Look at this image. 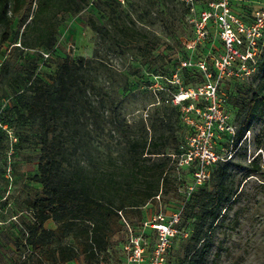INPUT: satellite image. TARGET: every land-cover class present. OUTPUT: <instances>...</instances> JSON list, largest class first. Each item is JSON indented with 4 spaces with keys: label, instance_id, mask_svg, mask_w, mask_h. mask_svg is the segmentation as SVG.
Here are the masks:
<instances>
[{
    "label": "rangeland",
    "instance_id": "1",
    "mask_svg": "<svg viewBox=\"0 0 264 264\" xmlns=\"http://www.w3.org/2000/svg\"><path fill=\"white\" fill-rule=\"evenodd\" d=\"M219 1L86 0L79 13L56 16L59 26L52 50H17L7 63V52L18 45L23 26L16 21L7 26L0 17V36L10 38L0 51V264H20V254L31 257L30 264H51L27 242V227L34 222L30 202L41 191V186L31 179L37 170L39 145L34 128L16 120L14 98L26 93L34 78L49 81L63 58L76 62L80 57H91L95 50L101 67L91 75L92 81L108 95V101L114 102L132 132L140 129L142 118L147 129L151 123L159 127V119L166 114H173L172 120L178 119L171 126L177 139L168 146V193L143 206L140 213L121 215L118 231L108 240L113 263L101 259L99 264L118 261L124 255L122 246L130 234L143 236L148 263L159 242L158 232L151 227L154 220L174 230L165 250V264H181L192 246L189 239L193 220L187 210L188 200L200 187L207 186L215 163L224 161L229 165L228 185L236 198L222 225L214 229L213 243L203 264H264V112L234 145L241 120L236 118L239 95L264 92V27L256 39V55L253 61H247L252 67L250 73L224 77L216 87V95H206L208 72L215 71L213 57L224 55V50L212 18L207 21L204 38L197 40V30L201 13L214 10ZM229 8L236 18L250 25L255 13L264 11V0H229ZM92 22L102 30L101 35L91 29ZM124 23L136 35L120 49L112 33ZM105 30L112 32L108 35ZM179 41L183 46L181 52ZM188 42H195L194 47L187 48ZM152 45L156 50L149 53L147 49ZM183 62L187 64L183 66ZM202 62L207 75L200 67ZM28 72L32 75L30 80H26ZM182 93L191 96L180 101ZM84 126L96 129V124L94 128L91 121L80 119L79 135H83L80 129ZM98 127L102 130L96 129V133L86 137L88 153L72 155V165L83 158L98 162L110 156L119 160V140L103 128V120ZM207 149L217 160L205 167L199 184L195 174ZM253 163L260 168L259 172L251 171ZM44 226L56 227L50 221ZM79 227L68 231L62 244H70L71 235ZM57 244L58 240L53 238L51 246ZM67 264L89 263L79 256Z\"/></svg>",
    "mask_w": 264,
    "mask_h": 264
},
{
    "label": "trees",
    "instance_id": "2",
    "mask_svg": "<svg viewBox=\"0 0 264 264\" xmlns=\"http://www.w3.org/2000/svg\"><path fill=\"white\" fill-rule=\"evenodd\" d=\"M85 2L0 0L1 20L7 26L14 21L23 26L22 37L18 45L10 47L5 62L17 50H52L59 26L56 16L79 13ZM117 28L112 34L122 49L135 38L136 32L125 23ZM91 29L101 35L102 30L93 22ZM105 32L109 35L112 31ZM9 40L8 36H0V51ZM178 46L181 52L180 41ZM147 50L152 53L156 47L152 45ZM97 55L95 50L91 57H80L76 62L63 58L49 81L34 78L27 92L14 98L16 120L34 128L39 145L37 170L31 179L41 186V191L30 202L34 222L27 227V242L51 264H67L79 256L89 264L93 261L99 264L101 259L113 263L108 240L118 231L121 215L140 213L143 206L168 193L171 167L168 146L171 140L177 139L171 126L178 123V119L172 120L173 114H166L159 119V127L151 123L147 129L142 118L140 129L132 132L114 102L108 101V95L92 81L91 75L101 67ZM212 72L215 74L214 69ZM31 78L28 72L26 80ZM239 96L241 103L236 118L241 120L235 146L251 122L264 112V92ZM80 119L91 121L99 130H102L97 128L99 121L105 122L103 128L119 140L121 157L118 161L108 156L96 162L90 157V160L83 158L76 166L71 164L72 155L88 153L86 137L96 130L84 126L80 129L83 135H79L77 122ZM228 166L227 161L215 163L207 186L200 187L188 200L187 210L193 220L189 239L192 246L181 264H203L213 243L214 229L222 225L234 203L236 196L227 181ZM252 167L253 173L259 172L260 168L254 163ZM48 221L56 227L45 228ZM76 225L80 227L71 235L72 242L62 244L68 231ZM53 238L58 240L54 247L51 246ZM20 257V264H30L31 257L21 254ZM122 261L123 256L115 263Z\"/></svg>",
    "mask_w": 264,
    "mask_h": 264
},
{
    "label": "built area",
    "instance_id": "3",
    "mask_svg": "<svg viewBox=\"0 0 264 264\" xmlns=\"http://www.w3.org/2000/svg\"><path fill=\"white\" fill-rule=\"evenodd\" d=\"M181 1L192 3V0ZM211 18L216 26H218V38L224 50V55L219 56V59L215 58V56L213 57L212 61H214L215 65V74L208 72V83L204 90L206 95L214 97L216 95V87L222 78L243 77L250 73L252 67L248 65L247 61H253V57L256 55L258 47L256 39L260 36L264 27V11L256 12L253 22L250 25H245L236 18L230 10L229 0H220L215 5L214 10L207 11V9H205L201 13V20L197 30V40H199L200 37L204 38L207 34V21ZM194 43L195 42H188L186 47L192 48L194 47ZM234 61L235 65H233ZM182 64L185 66L187 62H183ZM188 64L190 63L188 62ZM200 67L207 75L205 62H202ZM199 93L202 94V90H199ZM190 96L191 94L188 93L183 94L180 100H185ZM189 159H191L190 156ZM216 160L217 158L214 153L208 149L206 153L201 156L198 170L195 174L199 184L202 183L205 167L211 162H216ZM154 221L151 227L158 232L159 242L156 244L149 262L145 263L144 255L146 245L143 236L130 234L122 246L124 255L121 264H165V250L168 246L169 238L174 234V230L167 224L157 222L156 220ZM174 222H177L176 218Z\"/></svg>",
    "mask_w": 264,
    "mask_h": 264
},
{
    "label": "bare ground",
    "instance_id": "4",
    "mask_svg": "<svg viewBox=\"0 0 264 264\" xmlns=\"http://www.w3.org/2000/svg\"><path fill=\"white\" fill-rule=\"evenodd\" d=\"M181 101V100H180Z\"/></svg>",
    "mask_w": 264,
    "mask_h": 264
}]
</instances>
